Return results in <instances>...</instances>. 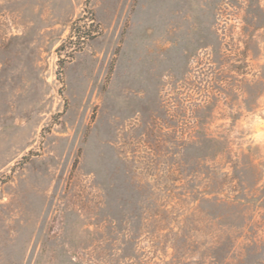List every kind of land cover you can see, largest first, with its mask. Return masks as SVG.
<instances>
[{
	"label": "rangeland",
	"instance_id": "obj_1",
	"mask_svg": "<svg viewBox=\"0 0 264 264\" xmlns=\"http://www.w3.org/2000/svg\"><path fill=\"white\" fill-rule=\"evenodd\" d=\"M0 264H264V0H0Z\"/></svg>",
	"mask_w": 264,
	"mask_h": 264
}]
</instances>
